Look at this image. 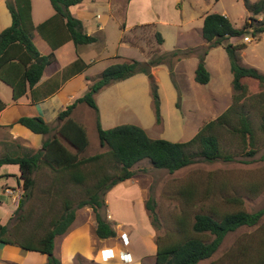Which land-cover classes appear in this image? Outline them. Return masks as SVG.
<instances>
[{
  "label": "rangeland",
  "instance_id": "374dc122",
  "mask_svg": "<svg viewBox=\"0 0 264 264\" xmlns=\"http://www.w3.org/2000/svg\"><path fill=\"white\" fill-rule=\"evenodd\" d=\"M167 1L175 2L173 10L175 16L179 13V22L163 23L160 21L164 16L162 10L149 11L144 18L150 23L138 25L133 29L134 46L126 52L127 57L102 56L100 59L97 55L99 48L89 54V57L98 63L93 68V71L98 72L94 80L100 74L99 69L127 58L142 61L162 58L160 64L150 68V73L137 74L116 82L115 87L105 88L97 94V103L102 108L99 110L102 126L111 128L127 123L136 124L143 127L152 138L183 142L191 139L204 123L217 119L233 107L229 115L230 122L238 125V113L248 115L254 127L259 150L254 156L243 155L242 142L227 124L218 128V133L225 152L233 157L232 160L220 158L207 161L198 158L195 163L173 173L155 167L149 159L135 164L132 178L117 184L120 190L116 199L110 196L112 194H108L110 203L106 204L101 213L116 230V236L110 238L112 242L122 241L125 245L121 238L122 233L131 234L130 244L135 245L141 252L146 248L148 253L156 249L158 237L163 242L177 238L176 220L182 215L186 217L191 228L195 214L207 211L210 207L222 212L240 208L255 212L264 207V83L244 78L243 83L248 92L236 102L235 96L240 95L241 91L233 86L229 52L224 45L209 48L208 42L202 36L203 18L207 13H223L238 28L260 24L264 19L263 13L254 14L249 10V5L259 0H180L179 3L175 0ZM3 8L10 26L12 16L6 0ZM172 15L171 11L169 18ZM253 29L254 26L239 36L227 38L225 42L233 45L245 43L244 48L234 53L238 63L256 68L264 74V32L253 35ZM157 32L164 38L162 43L157 38ZM119 33L120 30L115 27L112 33L115 40L110 42V49L117 50L116 38ZM246 36H250L251 41H245ZM202 57L211 73V80L207 84L195 80V71ZM154 83L159 86L160 123H157L154 104ZM4 87L8 89V86ZM74 110L73 117L84 125L89 137L90 143L83 155L106 150L107 147L100 146L96 110L86 103L78 104ZM41 136L44 142L47 135ZM36 151L32 150L25 155ZM109 168L110 165H107V169ZM53 176L49 169L42 168L36 175V182L54 181ZM189 183L194 185L196 194L187 203L179 196L178 190ZM68 187L72 188L71 185ZM69 188L65 186L64 191ZM42 191L33 190L22 210L19 209V214L16 213L19 205L13 206L12 209L16 211L4 219L5 224L13 226L17 222L14 218L26 214L30 218L28 222L22 223L24 235L34 230L42 235L44 227L48 226L52 217L63 210L64 205L63 200L55 194L50 196L51 205H46L44 199L42 200ZM150 197H153L156 203L155 213L145 207ZM234 197L240 198L242 202H234ZM108 209L117 212L119 216H111ZM6 212V208L0 209V217H6ZM155 215L157 220H154ZM43 216L46 217V226L43 224L39 229L34 228L38 217ZM75 222L74 226H85L91 232L94 253L99 252L101 240L95 233L96 220L92 207L86 205L79 208ZM61 237L58 236L57 242H60ZM259 250L264 251V216L255 226H241L229 232L218 251L199 264H244L246 260L256 257ZM142 264H156L155 255L145 256Z\"/></svg>",
  "mask_w": 264,
  "mask_h": 264
},
{
  "label": "trees",
  "instance_id": "16d2710c",
  "mask_svg": "<svg viewBox=\"0 0 264 264\" xmlns=\"http://www.w3.org/2000/svg\"><path fill=\"white\" fill-rule=\"evenodd\" d=\"M50 1L56 11L55 15L35 26L32 19L31 0H6L12 23L0 32V80L12 88L14 100H19L29 88H33L44 80L47 76L46 68L56 61L54 53L41 55L33 41L35 30L49 41L53 49L68 40H73L77 45L89 44L96 40L94 36L86 33L81 20L71 13V7L83 0ZM249 8L254 14L263 13L264 17V0L249 5ZM55 19H60L67 31L66 36L57 42L48 35L47 29ZM253 26V35L263 33L264 19L260 24L250 27ZM249 28L236 27L227 15L219 12L207 13L202 26V36L208 42L209 48L224 45L231 56L233 86L241 91L240 95L235 96L236 102L248 92L247 86L243 83L244 78H252L264 83L263 73L256 68L239 64L234 55L246 44L233 45L225 42L227 38L239 36ZM157 38L160 43L164 41L160 32H157ZM161 62L162 58L150 61L130 58L110 64L96 80H92L82 96L76 98L59 113L58 126L52 127L41 116L24 115L19 118V123L47 137L42 147L31 155L0 154V168L4 164H18L20 167L23 186L16 213H20L19 209L21 211L27 199L31 197L35 190L36 175L45 167L54 174V183L61 185L47 192L65 199L63 210L51 218L48 226L45 225L46 217H38L34 228L39 229L44 224L46 227L42 235H39L36 230L24 235L22 223L28 222L30 217L22 214L14 218L17 222L13 226L0 223V242L42 252L48 256L47 264H61L60 258L55 254V241L58 236L70 231L76 221L79 208L86 205L92 207L96 220L95 233L99 239L116 236V230L101 213V210L106 207L105 195L120 182L132 178L135 172L133 167L141 160L149 159L155 167L167 169L170 173L195 163L198 158L207 161L220 158L232 160L233 157L225 152L218 133V128L227 124L242 142L243 155L254 156L258 152L257 139L249 116L238 113V125L230 122L229 115L233 107L217 119L204 123L191 139L183 142L152 138L143 127L136 124L127 123L104 128L95 95L111 83L128 79L138 73H150V68ZM76 65L81 67L74 71ZM87 66L81 59L76 60L69 68L72 71L68 76L84 71ZM195 80L201 84H207L211 80V73L204 57L196 68ZM153 97L157 123H160L161 103L159 86L156 83L153 87ZM81 103H86L96 110L98 114L96 127L100 146L107 147L104 151L87 156L83 155L90 143L87 130L73 117L74 109ZM5 107L6 103L0 98V111ZM107 165H110L109 169ZM70 185L72 188L64 191V187ZM178 194L189 203L196 194L194 185L191 183L183 185L179 188ZM232 200L236 203L242 202L237 197ZM155 204L153 197H150L145 207L151 213H155ZM210 208L195 214L191 228L188 226L186 217L183 215L177 217L178 232H175L177 238L170 242H163L159 237L156 240V264H199L218 251L229 232L241 226H255L264 216V207L255 212L241 208L222 212L216 208ZM154 220H157L156 215ZM244 264H264V251L259 250L256 257L246 260Z\"/></svg>",
  "mask_w": 264,
  "mask_h": 264
},
{
  "label": "crops",
  "instance_id": "0c3cea01",
  "mask_svg": "<svg viewBox=\"0 0 264 264\" xmlns=\"http://www.w3.org/2000/svg\"><path fill=\"white\" fill-rule=\"evenodd\" d=\"M31 1L32 19L35 26L55 15L56 11L50 0ZM175 1L180 2V0ZM3 4L4 0H0V9H2L0 11V32L8 27L9 23ZM174 7L175 2L167 0H83L71 7V13L81 20L86 33L96 38L94 42L89 44L77 45L73 40H68L58 48L53 49L49 41L38 30H35L33 41L41 55L54 53L56 61L46 68V78L33 88H29L28 92L19 100L13 99L12 88L0 80V98L6 103V107L0 111V154L18 156L40 149L43 145L41 134L35 133L19 123V118L24 115L41 116L52 127L59 125V113L87 91L89 84L92 83L94 76L98 73L93 71L98 63L95 59L89 57L92 50L99 48L97 55L100 59L102 56L107 58H117L121 55L127 57L126 52L134 46L132 44L134 27L150 23L144 16L149 11L159 9L164 12V16L160 21L167 24L177 23L180 21V17L179 13L175 16ZM171 11L173 15L169 18ZM63 26L64 23L60 19H55L54 23L47 28L48 35L55 42L66 36L67 31ZM115 27L120 30L116 38L117 50L109 48L110 42L115 40L112 38ZM78 59H81L88 66L84 71L68 76L72 71L69 68ZM109 65L99 69V73ZM80 67L81 65H76L74 71ZM115 84L116 82L105 86L98 93ZM4 86H8V89ZM100 109L102 108L99 106ZM20 173L18 164H4L0 168V209L6 208L7 210L6 217H0V223L2 224H5L4 219L8 215H13L16 211L12 207L19 205L23 186ZM50 173L52 172L50 171ZM57 187H61V185L54 183V181L35 183V190L45 191H42L44 193L42 200L44 199L46 205H51L49 199L50 196H53L47 191L54 190ZM67 188L69 187L67 186ZM119 190V186L116 185V188L114 186L106 193L107 205L110 203L108 194H112L110 196L116 199ZM59 198L63 201L65 199L64 197ZM108 212L111 216H119L112 209H108ZM75 223H73L67 234L60 236V242H57L58 237L56 238L55 254L60 258L61 264H128L124 263L119 256L122 251L128 252L127 254L132 259L131 264H142L145 256H148V254L155 255L157 251L156 247L154 251L149 253L146 248L141 252L135 245L130 244L131 234L128 235L123 232L121 238L125 245L122 241L114 243L110 238L100 239V250L94 253L91 232L85 226H74ZM47 261V254L0 242V264H47Z\"/></svg>",
  "mask_w": 264,
  "mask_h": 264
},
{
  "label": "built area",
  "instance_id": "2783aa9c",
  "mask_svg": "<svg viewBox=\"0 0 264 264\" xmlns=\"http://www.w3.org/2000/svg\"><path fill=\"white\" fill-rule=\"evenodd\" d=\"M252 38H250V36H246L245 37V41H251ZM128 252H121L120 253V256L122 258V260L125 262V263H129V262H132V259H130L129 257V254H127Z\"/></svg>",
  "mask_w": 264,
  "mask_h": 264
}]
</instances>
